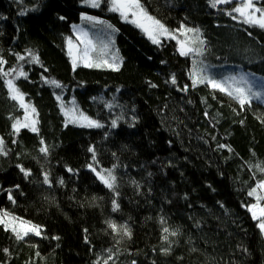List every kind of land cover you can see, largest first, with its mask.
<instances>
[{"label":"trees","instance_id":"1","mask_svg":"<svg viewBox=\"0 0 264 264\" xmlns=\"http://www.w3.org/2000/svg\"><path fill=\"white\" fill-rule=\"evenodd\" d=\"M100 1L0 0V264H264L248 210L263 201L264 28L211 0H138L170 32L199 30L202 54L181 55L176 40L153 43ZM83 14L114 26L119 68H73L67 42ZM194 67L246 88L243 77L261 97L241 108L193 86ZM8 80L35 109L36 132L14 134L26 111ZM71 107L101 127L69 124ZM12 220L40 235L17 238Z\"/></svg>","mask_w":264,"mask_h":264},{"label":"snow or ice","instance_id":"2","mask_svg":"<svg viewBox=\"0 0 264 264\" xmlns=\"http://www.w3.org/2000/svg\"><path fill=\"white\" fill-rule=\"evenodd\" d=\"M99 2L100 0H92L91 2V6L92 7H98L99 6ZM233 0H211V6L212 7H217V5L220 4H229L232 3ZM113 3V11H120L122 16H126L127 12H131L132 16L134 17H138L140 15V13L142 12V9L139 5L138 0H112ZM238 13L241 17H245L244 19V23L246 24H251V25H258L261 28H264V10L260 9V8H254L253 5V0H239V6H235L232 8L231 12H229V15H232V13ZM255 13H260V17L257 18V16L255 15ZM23 14V13H21ZM146 15V14H145ZM236 17L233 16V19H235ZM147 19L149 21H151L152 25L155 26V31L160 34V35H165L167 34L170 38L172 39H176V36L173 35L172 33L169 32V30L167 28H165V26L160 23V21L153 19L150 16H147ZM133 23H136V20L132 21ZM138 27H142L144 28V30L146 32H149V38L152 39L153 43H159V41L155 38V36H153L151 34V31L149 30V28L145 27L143 24H137ZM185 31L187 32H192L194 31L193 29H185ZM197 32V34H199V30H195ZM81 36L85 37V39L80 40V36L77 37L78 40H80V43L84 45V49H83V54L81 59L84 61L83 66L84 67H90V66H96L94 65L89 57V52L91 50H93V45L91 44V41L87 39V33L81 32L80 33ZM178 43H181V41H177ZM202 43V42H201ZM68 45H69V55L72 56L73 55V42L72 40L69 38L68 39ZM190 53H194L197 55L202 54L200 49H194V48H183V45L181 47V55H189ZM29 56L31 57V62L32 63H39V58L37 56H35L34 54H32L31 52L29 53ZM20 59H24L23 56L19 57ZM73 68L76 67V58L73 56ZM5 63V61L0 60V65H3ZM12 72H16V69H12ZM4 76H8L9 73L8 72H3ZM20 76H23L25 79H27V75L23 72L20 73ZM232 83L229 84L227 82H221V81H217L214 80L210 77H206L203 75L202 72L197 71L194 67L193 73H192V80H193V86H195L198 82L199 83H206L208 85H210L213 89L219 90L220 92L226 94L227 96L231 97L232 99H235L239 105L241 106V108H243V106L245 104H250L251 103V97H255L257 99H259L261 97V93H254L252 92V88L251 85L248 83V81L246 79H244L243 77H241L240 82L243 83L244 85H247V87H241L238 84H236V79L235 77L230 78ZM8 87L10 92L12 93L11 98L13 100H18L20 103L21 107H26L24 104V100H23V94L19 92V89H17L15 87V85L13 84L12 80H8ZM55 87H61L60 84H58L56 81H52L51 82ZM172 83H175V78L172 79ZM236 86H233V85ZM153 87H155V85H152ZM59 99V97H58ZM33 112H35V109H32ZM66 116L69 115V113H65ZM83 120L87 121V124H81L80 126H87V127H101V125L99 123H97L96 121H92L89 120L87 117H81ZM69 122H74L71 118L69 119ZM20 127H29L28 124H21V122L19 120H17L14 124H13V129H14V134H18L20 131ZM113 127H115V121H113ZM31 131L36 132L37 129L35 127H31L30 128ZM41 143H43V141H41ZM221 147H226L224 145H221ZM41 152L46 153L47 152V148L46 147H42L40 149ZM94 151V150H92ZM0 153H4V149H3V141L2 139H0ZM6 154V153H4ZM19 167V166H18ZM21 172L24 173L25 176L30 175V172L28 170H25L23 167L20 168ZM69 171H71V169H69ZM93 171H96L95 169H93ZM97 176L99 177V179L102 181V183L108 187L109 189H113L114 188V183H115V177L111 175V173L109 172L107 174V177H105V175H102L100 172L96 173ZM44 183H50L49 179H48V175L47 173L44 174ZM60 183H63V181L61 180ZM258 187L261 189H264V181H261L258 184ZM249 195H255V189H253L251 192H249ZM11 199V197H9ZM262 198L261 196H257V202H259ZM114 203V210L115 208L118 207V205ZM258 209V212H257ZM251 213H252V217L253 219L259 220V228L264 231V208H258V203L257 204H253L249 207L248 209ZM259 213V214H258ZM5 217L7 216V213L3 214ZM0 223H4V219L0 218ZM21 226H23L24 222L21 221ZM8 225L6 224L5 227H7ZM110 227H112L114 230L116 229V226L114 224H109ZM12 231L14 233H16L17 238L22 239L23 237L20 235L19 232L16 231V228L13 227ZM28 231H32L34 232L35 235L39 236L40 235V230L37 226L32 225L30 226V228L25 229L24 230V235L28 234ZM169 230L168 228H164V232L167 233ZM125 234L127 235V231L125 230ZM172 235H175L176 233L173 232L171 233ZM58 239V238H57ZM165 239H167V237H165Z\"/></svg>","mask_w":264,"mask_h":264},{"label":"rangeland","instance_id":"3","mask_svg":"<svg viewBox=\"0 0 264 264\" xmlns=\"http://www.w3.org/2000/svg\"><path fill=\"white\" fill-rule=\"evenodd\" d=\"M112 3V0H110ZM92 0H87V4L91 6ZM101 2V1H100ZM99 2V4H100ZM225 5V4H222ZM227 5H231L232 7L239 6V0H233L232 3H229ZM254 8H260L258 4L254 3ZM92 7V6H91ZM141 7V6H140ZM97 8V7H94ZM111 8H113V3ZM142 9V8H141ZM119 15H121L120 11H116ZM145 11L142 10L140 15L138 17L132 16L131 12H127L126 16H122V19L124 21H127L129 23H133V20H136V23H133L137 26V24H143L145 27L149 28L151 31V34L155 36V38L161 42V40H176L181 41V43H178V45H183V48L187 49L189 47L197 49L202 44L201 39L199 38V35L196 31L187 32L184 29L178 30L176 32H170L173 35L176 36V39L170 38L167 34L160 35L155 31V26L152 25L151 21L147 19V14L145 15ZM257 18L260 17V13H255ZM240 16V15H239ZM241 17V16H240ZM242 19H245V17H241ZM138 27V26H137ZM141 31H144L147 36L149 37V32H146L144 28L138 27ZM84 32L87 33V39L91 41V44L93 45V50L89 52V57L91 62L96 66H90L91 68L101 69V68H107V69H117L119 68V54L117 53L116 48V36L117 32L113 25L106 22L100 17H96L90 14H83L81 16L80 22L73 27V34L74 37L71 38L73 42V55H69V45L67 42V50L68 55L71 57V61H73V56L76 58V67L83 66L84 61L81 59L83 54L84 45L80 43V40L85 39V37L81 36L80 33ZM80 36V40L77 39V37ZM152 40V39H151ZM73 64V62H72ZM88 67V68H90ZM24 101V104L26 107H24L25 115L22 120H20L21 124H28L29 127H20V129H29L31 127H35L37 124L36 121V114L32 111V108L29 105H26ZM66 113H69L68 116H66V120L69 124H75L77 126H80L81 124H87V121L83 120L81 117H85L83 115H80L76 109L71 107L70 110H68ZM72 119L74 122H69V119ZM82 127V126H81ZM259 195L261 197H264V189L259 188ZM262 202L260 201L258 203V208H264V198H262ZM257 204V203H256ZM258 212V209H257ZM259 214V213H258ZM30 224L24 223L23 226H21V223L17 220H12L10 224V228L13 227L16 228V231L20 233L22 237L26 236L24 235V230L30 228ZM262 231V230H261ZM264 235V231H262ZM28 234H33L34 232L28 231Z\"/></svg>","mask_w":264,"mask_h":264}]
</instances>
